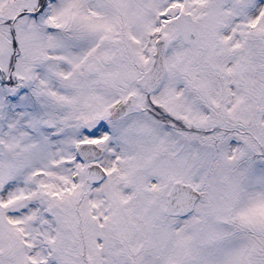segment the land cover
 I'll return each instance as SVG.
<instances>
[{
    "label": "snow or ice",
    "instance_id": "obj_1",
    "mask_svg": "<svg viewBox=\"0 0 264 264\" xmlns=\"http://www.w3.org/2000/svg\"><path fill=\"white\" fill-rule=\"evenodd\" d=\"M0 264H264V0H0Z\"/></svg>",
    "mask_w": 264,
    "mask_h": 264
}]
</instances>
